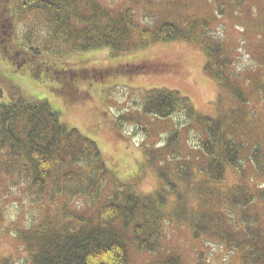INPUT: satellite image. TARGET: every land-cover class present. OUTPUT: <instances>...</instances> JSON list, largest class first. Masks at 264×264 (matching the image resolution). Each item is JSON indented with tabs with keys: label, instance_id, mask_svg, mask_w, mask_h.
Wrapping results in <instances>:
<instances>
[{
	"label": "rangeland",
	"instance_id": "1",
	"mask_svg": "<svg viewBox=\"0 0 264 264\" xmlns=\"http://www.w3.org/2000/svg\"><path fill=\"white\" fill-rule=\"evenodd\" d=\"M98 1L105 7L120 5V0ZM19 2L10 0L11 6ZM134 12L150 25L188 29L191 21L206 22L204 32L213 33L221 46L220 80L213 76L215 61L197 45L180 41L115 55L107 49L62 53L56 56L58 66L76 76L66 87L41 75L35 78L33 62L19 68L8 64L0 51V101L8 103L16 90L47 101L68 129L96 144L109 176L97 186L93 167L84 171L91 177L79 189L66 186L54 196L47 188L35 197L26 173H0V264H32L27 246L44 236L37 240V230L48 227L46 237L67 232L76 227L75 219L92 217L108 202L112 189L139 196L159 192L165 198L159 251L140 252L130 241L129 264H162L169 257L196 264L198 256L203 264H239L240 251L226 238L235 226L241 234L254 226L264 229V0H143ZM23 29L22 23L14 24L16 38ZM152 90L178 92L196 116L178 112L160 119L145 113L144 99ZM204 117L220 120L225 137L241 147L235 165L220 161L217 182L205 172L212 158L219 161V149L204 130ZM206 142L211 153L202 149ZM72 190H77L75 197L65 193ZM249 196L256 199L245 207ZM198 215H214L217 221L210 226ZM257 216L258 223H252ZM197 221L205 227L194 238V225L201 226ZM239 240L235 236V244Z\"/></svg>",
	"mask_w": 264,
	"mask_h": 264
},
{
	"label": "trees",
	"instance_id": "2",
	"mask_svg": "<svg viewBox=\"0 0 264 264\" xmlns=\"http://www.w3.org/2000/svg\"><path fill=\"white\" fill-rule=\"evenodd\" d=\"M139 1L143 0H120L118 6L105 7L98 0H20L15 6H11L10 0H0V51L8 64L19 68L33 62L30 71L35 78L41 75L66 87L76 76L58 66L56 56L62 53L107 49L115 55L156 42L180 41L197 45L210 62L215 61L214 70L218 71L213 76L216 81L220 80L217 55L221 46L213 33L204 32L206 22L198 25V21H191L188 29L172 23L150 25L143 16L138 19L135 15L134 5ZM17 21L24 25L18 38L13 30ZM209 66L206 65L207 70ZM144 106L145 113L160 119H168L178 112L189 119L196 116L188 99L178 92L152 90L145 96ZM203 120L205 132L219 149V161L212 158L205 172L217 182L223 171L220 161L228 159L229 164L235 165L241 147L225 137L220 120L208 117ZM202 146L204 152H212L210 143ZM254 150L259 153L257 147ZM93 167L91 173L97 186L105 184L109 176L96 144L77 130L68 129L61 122L60 113L47 101H34L19 90L10 96L8 103L0 101V173L5 176L16 171L26 173L31 196H40L47 188L54 196L64 193L66 186L79 189L91 177L84 171ZM65 193L75 197L77 190ZM255 199L249 196L244 206ZM107 201L92 217L74 218L76 227L71 226L67 232L46 237L48 227L37 230V240L43 233L44 236L40 243L27 246L31 248L32 264H129L130 241L140 252L159 251L165 235L160 211L165 202L163 195L157 192L154 196H139L112 189ZM198 217L210 226L217 221L214 215ZM259 219L257 216L251 222L256 224ZM203 222L197 221L201 226L194 225V238L199 237V228L205 227ZM238 230L235 226L236 232L226 240L240 251L239 264H264V229L254 226L246 228L243 234ZM235 236L240 238L236 244ZM198 257L196 264H203L202 257ZM162 264L181 263L178 258L169 257Z\"/></svg>",
	"mask_w": 264,
	"mask_h": 264
}]
</instances>
